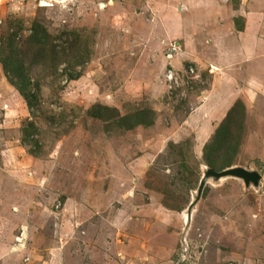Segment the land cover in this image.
Listing matches in <instances>:
<instances>
[{"label":"rangeland","instance_id":"rangeland-1","mask_svg":"<svg viewBox=\"0 0 264 264\" xmlns=\"http://www.w3.org/2000/svg\"><path fill=\"white\" fill-rule=\"evenodd\" d=\"M218 1L229 13L237 2ZM180 3L189 9L162 0L154 10L191 34L222 13L216 0ZM262 3L244 0V10ZM148 4L67 0L41 9L34 0H0V39L18 21L24 39L38 14L49 33L87 39L76 79L66 63L32 67L40 88L33 111L0 64V264H264V105L241 100L243 141L232 165L257 171L258 186L209 178L188 216L212 135L196 131L203 111L195 109L198 121L188 114L202 103L213 67L181 58L176 42L167 58L172 40ZM248 64L259 65L262 84L264 58ZM139 111L151 123L130 127L125 116Z\"/></svg>","mask_w":264,"mask_h":264},{"label":"crops","instance_id":"crops-1","mask_svg":"<svg viewBox=\"0 0 264 264\" xmlns=\"http://www.w3.org/2000/svg\"><path fill=\"white\" fill-rule=\"evenodd\" d=\"M149 1L148 9L150 13H153V21L157 20L164 26L166 38H171V42L178 43L181 48L180 57L190 56L191 58L187 60L198 59L200 63H205V66L213 67L212 70L208 69L211 75L210 86L199 95L202 103L188 114V120H197L199 117L196 110L204 112L201 126L197 127L196 131L204 132L205 136L213 133L216 124L224 118L236 100L250 102V98H256V102L264 105V75L261 84L254 75V68H258L259 65L248 64L256 59L264 58L263 3L258 10L245 12L244 0H237L229 13L226 6L216 0L220 8L219 12H222L221 15L214 20L213 24H209L210 26L203 23L201 34H198L200 30L191 34L183 30L178 23H175L173 29L160 15L156 14L155 6L158 8L162 0ZM180 1L176 0L173 5L170 0H164V3L173 7L175 11L176 4H178L179 11L188 10L189 4L180 3ZM161 40H163L162 43H166L163 37ZM191 51L195 52L196 56L204 55L197 58ZM167 62L173 66L172 60ZM200 106H204L205 109Z\"/></svg>","mask_w":264,"mask_h":264},{"label":"trees","instance_id":"trees-1","mask_svg":"<svg viewBox=\"0 0 264 264\" xmlns=\"http://www.w3.org/2000/svg\"><path fill=\"white\" fill-rule=\"evenodd\" d=\"M46 22L44 14L35 15L24 39L17 38L22 35V22H11L5 27L0 39V64L4 76L18 91L30 111L34 110L40 100V88L31 82L32 67L51 64L56 69L60 64L66 63L64 72H67L69 79H76L80 73L74 67L82 64L87 54V39L77 31L61 30L57 34H51L46 28ZM143 113L145 111L130 113L125 116L124 121L129 122L130 127L149 125L151 121L143 120ZM244 114V104L241 100H236L203 146L202 156L206 166L221 170L235 164V155L243 141ZM32 134L33 131L28 136ZM182 164L186 163L182 160Z\"/></svg>","mask_w":264,"mask_h":264},{"label":"water","instance_id":"water-1","mask_svg":"<svg viewBox=\"0 0 264 264\" xmlns=\"http://www.w3.org/2000/svg\"><path fill=\"white\" fill-rule=\"evenodd\" d=\"M223 177H234L241 179L245 187H249L250 183L253 184L254 186H258L261 178L260 174L257 171L246 169L243 166H231L221 170H214L209 167L206 168L203 172V176L199 181L196 197L194 201L188 206V210H187L188 216H190L193 205L200 198L203 187L206 184L207 180L209 178L217 180Z\"/></svg>","mask_w":264,"mask_h":264},{"label":"built area","instance_id":"built-area-1","mask_svg":"<svg viewBox=\"0 0 264 264\" xmlns=\"http://www.w3.org/2000/svg\"><path fill=\"white\" fill-rule=\"evenodd\" d=\"M34 1L37 2V5H39L41 7H47V6H50L53 4H62L67 0H34ZM100 5H101V3H100ZM175 47H177L175 42H171V45H168V44L166 45L167 50H169V51H167V55H166L167 58H170L172 56L173 51L175 50ZM167 70L168 71H167L166 77L168 78V80L173 79L171 67H168ZM191 71H192V69H191ZM175 81H176V79H175Z\"/></svg>","mask_w":264,"mask_h":264}]
</instances>
